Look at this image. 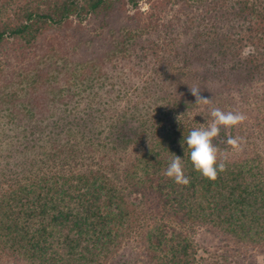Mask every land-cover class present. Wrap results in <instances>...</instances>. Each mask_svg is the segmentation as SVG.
<instances>
[{"label": "trees", "instance_id": "obj_1", "mask_svg": "<svg viewBox=\"0 0 264 264\" xmlns=\"http://www.w3.org/2000/svg\"><path fill=\"white\" fill-rule=\"evenodd\" d=\"M139 1L0 0V264L5 258L16 264H140L142 257L145 264H240L218 250L201 253L174 221L264 246V157H219L226 170L214 182L194 170L186 137L198 128L191 116L197 104L191 82L179 79L191 59L184 56L182 68L173 61L180 59L171 56L177 44L164 35L175 25L160 14L173 0L153 3L146 29L169 31L160 43L149 39V47L139 46V56L129 51L138 33L111 25L117 13L129 20L142 16L128 14ZM202 2L174 0L189 24ZM85 22L91 32L101 31L93 38L104 36L112 54L96 60L99 44L85 38ZM106 27L111 31L103 34ZM66 29L73 54L77 41L92 58L83 55L72 68L64 62L57 69L49 49L39 67L28 64L12 75L17 81L3 79L10 57L18 59L41 38L59 44L68 59L70 47L55 34ZM203 44L205 55L211 48L220 56L215 76L242 73L247 85L205 77L202 95L225 91L231 100L235 92L248 104L244 89L261 84L254 95L264 98V0H205ZM150 53L153 61L144 64ZM175 155L190 177L187 186L164 175ZM124 248L129 253L118 255Z\"/></svg>", "mask_w": 264, "mask_h": 264}, {"label": "rangeland", "instance_id": "obj_2", "mask_svg": "<svg viewBox=\"0 0 264 264\" xmlns=\"http://www.w3.org/2000/svg\"><path fill=\"white\" fill-rule=\"evenodd\" d=\"M160 0H140L139 1V7L135 9L131 5L128 6V14L134 15L138 11L143 13L142 16L135 17L131 20H129L126 17V14L118 15L115 14L114 18L116 20H112L113 22L111 25L113 26H119V28L124 30H131L133 33H138V36L136 39L132 40L135 41L137 45H135L134 48H131L129 46V51L131 54L140 55V52L138 51L139 46L140 48H147L149 47L150 42L147 41L149 39L160 43L162 39L159 37L165 34V32L169 31L168 29H165L163 31L160 27L157 31H152L146 29V18L148 13L151 11L153 7V3L159 2ZM201 4L195 5V11L190 13L189 15L193 17V20H191V24L187 23L185 15H183V11L180 8V4H174V0L167 4V6L162 11L161 17L164 20V23L166 21H171L175 26L174 28L168 33L165 34V38H171L174 39L176 42V53H172L171 56L178 53V56L180 59H175L173 57V61L175 63H178L179 67L182 68L185 66V62L182 61L184 56L190 57V63H188L187 69V76L185 78L180 77L179 79L182 82L190 81L189 86H198L201 89V92L204 93L205 91V77L210 78L212 82H219L220 80L230 78L232 80L231 85L234 86V88H238L240 86H246L247 83L244 81V74H226L223 76H215L214 72L216 69L214 68V63L218 61L219 55H217L215 50L208 48L206 55H205V0H203ZM176 2V1H175ZM161 5V4H160ZM160 5L158 6V11L161 8ZM189 18V17H187ZM179 19V20H177ZM109 21L111 19H108ZM179 22H186L182 24L181 26ZM87 28L86 32V39L90 40L92 46L96 43L99 44V46L96 48V50L100 49V54H97L98 59H103L104 54H112V50L114 48L111 46V43L107 41L104 36L93 38L94 33L101 32L99 29H97L94 32H91V26H89V22L84 23ZM98 24H101L100 21H98ZM189 27V28H188ZM118 28V27H116ZM111 30L106 27L103 34L110 32ZM71 33L68 29L64 32H56L55 34L58 35V39H60L64 45H68L71 49L72 55L63 61V54L60 49L58 48L59 44L53 43L52 45H49V42L45 41L43 38H41L38 41V45L36 47H33L32 49H24L21 57L18 59H15L14 57H10L9 62L5 66V69L3 70V79L6 80L10 79L12 75L18 74V72H21L20 69L27 70L28 64L29 65H36L37 62L41 61V57L46 54V51L49 49H53L55 51V56H51L56 62L55 66L58 69H61L64 67V62H67V65L72 68V64H75L76 61L83 58V55L87 58H92L91 52L86 51L87 45L86 43L79 44L76 41V49L75 53L73 54V47L70 42V40L66 39L64 36L69 35ZM119 37H121V33L119 34ZM90 43V44H91ZM197 44H202V46L195 49V46ZM60 50V51H59ZM107 52V53H106ZM53 54V53H50ZM47 55V54H46ZM151 53L145 57V60L142 61L144 64H148L150 61H153V58L150 57ZM3 56V55H1ZM0 56V57H1ZM206 56V57H205ZM218 56V57H217ZM29 57H32L28 62L27 59ZM26 58L24 61V64H19L20 59ZM172 59V57H169ZM82 62V61H81ZM124 62L127 61H123ZM96 63V62H95ZM97 64V63H96ZM20 65V66H19ZM229 65V64H228ZM227 65V66H228ZM4 66V65H3ZM18 66V67H17ZM22 66V67H21ZM39 67V65H36ZM225 68H228V67ZM43 67V66H42ZM109 67V66H108ZM53 69V68H52ZM174 72L171 71L169 75H173ZM171 75V76H172ZM6 76V77H5ZM15 77H12V81L14 82L16 80ZM142 78V77H140ZM143 79V78H142ZM183 79V80H182ZM136 82H141L137 78H133ZM141 80V79H140ZM178 80V79H177ZM17 81V80H16ZM261 84H257V86L254 85L256 89L251 90L250 88H245L244 90L247 91L249 94V103L247 104L243 100V96L237 94H234V98L229 100L226 98L227 92H223L220 95H217L215 98H209L210 101L207 105L204 104H197V107L195 110H193L194 114L192 116V121L195 123V125L198 128L201 127H207V125L211 122V116L210 111L213 108H220L221 110L227 112V111H233V112H242L246 116V120L243 124L230 128V129H221L219 137H217L213 143L218 147L219 149V157L220 158H228V159H236L242 155L246 154H253V153H261L264 157V98L261 100L255 98V95L258 93H261L260 89ZM10 88V87H8ZM255 92V95H254ZM104 95V93H101ZM205 94V93H204ZM105 96V95H104ZM205 96V95H204ZM218 96H221L217 100ZM97 100H102L101 95H99ZM223 97V98H222ZM104 99V98H103ZM223 99H225V102H223ZM217 100V101H216ZM104 101V100H103ZM260 101V103L257 104V102ZM228 136L232 137H240L243 140V143L241 145L240 150H234L226 143V140ZM135 196L132 197L134 201ZM139 199V197H138ZM141 201V198L139 199ZM145 206V205H143ZM174 226L182 229L189 238L192 239L194 245L197 249L202 253L205 248L213 250H218L222 253H225L227 255L228 260L231 261H238L240 264H264V246L262 245H255L251 243H242L238 242L234 238H230L225 233H222L214 228H211L209 226H205L203 224H192V223H182L179 222L176 223L175 221L172 222ZM132 247V246H131ZM119 254H123L125 251L129 253V249H119ZM128 250V251H127ZM117 255V254H116ZM117 255V256H118ZM143 261L140 264H145V258L142 257ZM141 259V260H142ZM220 259V258H217ZM216 260V259H215ZM108 262V261H107ZM2 264H16L9 258H5L4 262ZM19 264H26V263H19ZM107 264V263H106ZM109 264H119V262H109Z\"/></svg>", "mask_w": 264, "mask_h": 264}, {"label": "clouds", "instance_id": "obj_3", "mask_svg": "<svg viewBox=\"0 0 264 264\" xmlns=\"http://www.w3.org/2000/svg\"><path fill=\"white\" fill-rule=\"evenodd\" d=\"M195 104L207 105L210 99L201 93L198 86H189ZM211 122L207 127L196 128L186 137L190 161L196 172L209 181H215L226 170V164L219 158V149L213 141L219 137L221 129H230L244 123L246 116L242 112L223 111L213 108L210 111ZM226 143L234 150H240L242 138L228 136ZM183 147V145H181ZM164 175L182 186L190 184V177L185 175L181 157L175 155L164 171Z\"/></svg>", "mask_w": 264, "mask_h": 264}]
</instances>
